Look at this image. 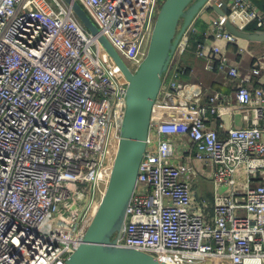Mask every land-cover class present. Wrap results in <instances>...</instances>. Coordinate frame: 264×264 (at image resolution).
Masks as SVG:
<instances>
[{"label":"built area","instance_id":"2783aa9c","mask_svg":"<svg viewBox=\"0 0 264 264\" xmlns=\"http://www.w3.org/2000/svg\"><path fill=\"white\" fill-rule=\"evenodd\" d=\"M78 1L136 69L162 0ZM215 4H227L228 14L212 21L215 41H199L195 50L207 69L233 80L236 103L215 90L206 104L183 80L192 22L164 73L114 237L171 264H264V82L254 83L264 57L243 71L216 41L240 39L226 28L227 17L241 28H264V10L253 0L205 6ZM128 83L65 0H0V264H64L83 241L111 176ZM235 107L251 123L209 125V112ZM177 134L214 165L213 201L194 190L195 167L174 161Z\"/></svg>","mask_w":264,"mask_h":264},{"label":"water","instance_id":"95a60500","mask_svg":"<svg viewBox=\"0 0 264 264\" xmlns=\"http://www.w3.org/2000/svg\"><path fill=\"white\" fill-rule=\"evenodd\" d=\"M65 1L111 55L129 83L121 138L108 186L83 241L64 264H171L138 248L117 244L114 235L125 221L164 73L183 33L208 0H164L148 51L136 69L128 65L78 0ZM213 8L222 15L228 14L227 4L222 7L215 4ZM225 26L239 38L264 41V28H241L229 17L225 19Z\"/></svg>","mask_w":264,"mask_h":264},{"label":"crops","instance_id":"0c3cea01","mask_svg":"<svg viewBox=\"0 0 264 264\" xmlns=\"http://www.w3.org/2000/svg\"><path fill=\"white\" fill-rule=\"evenodd\" d=\"M254 3L263 8L264 0H253ZM218 11L213 7L205 6L195 17L192 23V40L189 48L184 52L182 57V65L185 66V71L182 73V78L187 84L195 86L201 91L203 102L209 103L210 96L215 90L221 91L224 95V101L229 104L236 103L234 82L229 78L226 72L215 69L206 68V58L197 55L196 41L203 40L207 42L215 41L212 34V21L217 16ZM229 56L230 62L239 65L243 71L248 70L257 58L264 57V41H255L240 38L238 42H228L224 39L216 40ZM264 82V69L261 75L254 77L255 84ZM245 109L235 107L233 112L222 111L209 112V125L223 128L229 126H241L251 123V119H246L244 114ZM250 116L252 112L248 111ZM175 142V162H188L195 167L196 173L192 175V186L199 198H206L213 201L217 189L212 172L214 165L205 163L194 156V145L190 138L184 134L174 136ZM218 189L224 190L225 186H220Z\"/></svg>","mask_w":264,"mask_h":264},{"label":"trees","instance_id":"16d2710c","mask_svg":"<svg viewBox=\"0 0 264 264\" xmlns=\"http://www.w3.org/2000/svg\"><path fill=\"white\" fill-rule=\"evenodd\" d=\"M262 9L264 10V6H263ZM248 28H250V29H255V28H257V26H256L255 24H250V25L248 26ZM191 38H192V36H191ZM191 40H192V39H191ZM199 41H203V40H200V39H199ZM199 41H196V42H194V43H198Z\"/></svg>","mask_w":264,"mask_h":264},{"label":"rangeland","instance_id":"374dc122","mask_svg":"<svg viewBox=\"0 0 264 264\" xmlns=\"http://www.w3.org/2000/svg\"><path fill=\"white\" fill-rule=\"evenodd\" d=\"M164 0H162V2H163Z\"/></svg>","mask_w":264,"mask_h":264}]
</instances>
